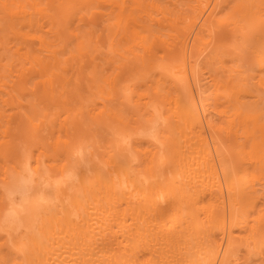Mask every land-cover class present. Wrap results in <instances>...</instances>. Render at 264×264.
Returning <instances> with one entry per match:
<instances>
[{"label":"bare ground","instance_id":"6f19581e","mask_svg":"<svg viewBox=\"0 0 264 264\" xmlns=\"http://www.w3.org/2000/svg\"><path fill=\"white\" fill-rule=\"evenodd\" d=\"M0 264H264V0H0Z\"/></svg>","mask_w":264,"mask_h":264}]
</instances>
